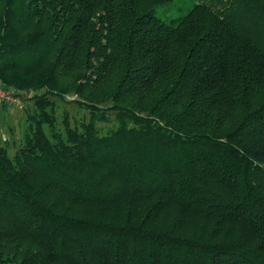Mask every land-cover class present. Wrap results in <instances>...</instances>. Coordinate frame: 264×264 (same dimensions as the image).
<instances>
[{"label":"trees","instance_id":"obj_1","mask_svg":"<svg viewBox=\"0 0 264 264\" xmlns=\"http://www.w3.org/2000/svg\"><path fill=\"white\" fill-rule=\"evenodd\" d=\"M169 1L0 0V264H264V0Z\"/></svg>","mask_w":264,"mask_h":264},{"label":"rangeland","instance_id":"obj_2","mask_svg":"<svg viewBox=\"0 0 264 264\" xmlns=\"http://www.w3.org/2000/svg\"><path fill=\"white\" fill-rule=\"evenodd\" d=\"M198 1L199 0H171L167 3L158 5L155 9V15L158 18L167 21V19L176 18L184 14L192 6V4ZM32 94V91H30V93H20L19 96L22 99L23 105L19 109L11 105L8 106L6 104H3L5 105V112L2 116L0 114V142H8L9 147L7 149V152L9 155L12 154L14 145L18 143L22 133L23 125L25 123L24 118L26 111L24 108L28 105V100L24 98H27ZM55 104H57L56 116L58 128H62L60 119L63 111L67 112L71 125L74 123H79L81 120H85L87 117L86 112L77 108L74 104L72 105L67 102L64 103L60 101H56ZM113 126L114 122L112 120L107 122L96 123V127L98 128L99 133L101 134L105 133L108 129L112 128Z\"/></svg>","mask_w":264,"mask_h":264},{"label":"built area","instance_id":"obj_3","mask_svg":"<svg viewBox=\"0 0 264 264\" xmlns=\"http://www.w3.org/2000/svg\"><path fill=\"white\" fill-rule=\"evenodd\" d=\"M28 93H30V91ZM0 104H8L16 108H21L23 102L20 96L15 91H13L11 88L4 87L0 83Z\"/></svg>","mask_w":264,"mask_h":264},{"label":"crops","instance_id":"obj_4","mask_svg":"<svg viewBox=\"0 0 264 264\" xmlns=\"http://www.w3.org/2000/svg\"><path fill=\"white\" fill-rule=\"evenodd\" d=\"M6 105H8V104H6ZM8 106H10V105H8ZM4 109H5V105H3V104H1L0 105V114H1V116L4 114ZM19 109V108H18Z\"/></svg>","mask_w":264,"mask_h":264}]
</instances>
